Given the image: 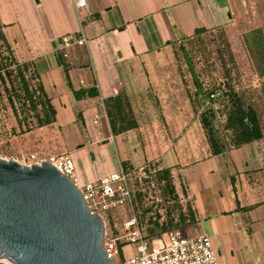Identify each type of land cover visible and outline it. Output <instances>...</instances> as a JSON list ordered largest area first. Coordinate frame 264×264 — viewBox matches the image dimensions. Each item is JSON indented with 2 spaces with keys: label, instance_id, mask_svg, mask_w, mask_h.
I'll return each instance as SVG.
<instances>
[{
  "label": "crops",
  "instance_id": "1",
  "mask_svg": "<svg viewBox=\"0 0 264 264\" xmlns=\"http://www.w3.org/2000/svg\"><path fill=\"white\" fill-rule=\"evenodd\" d=\"M87 2L91 13L79 19L71 0H0L1 33L15 59L30 62L39 74L56 110L53 124L61 130L68 120L83 126L92 115L102 129H96L97 141L88 138L87 144H124L126 158L112 167L121 168L124 161L127 167L169 168L176 189L186 183L183 201L189 199L194 208L195 233L210 236L221 264H247L245 255L254 251L264 255V136L213 154L199 121L177 122L163 105L148 69L149 55L173 41L197 29L229 25L231 0ZM64 34L85 38L66 57L72 87L96 89V95L76 99L68 88L57 56ZM116 95L128 99L137 121L135 128L118 134L124 135L119 143L109 131L104 104ZM140 149L145 160L132 165V153ZM91 160L97 179L103 171L94 155Z\"/></svg>",
  "mask_w": 264,
  "mask_h": 264
},
{
  "label": "rangeland",
  "instance_id": "2",
  "mask_svg": "<svg viewBox=\"0 0 264 264\" xmlns=\"http://www.w3.org/2000/svg\"><path fill=\"white\" fill-rule=\"evenodd\" d=\"M231 7L233 19L229 25L222 28V31L214 30L205 34L202 39L188 41L184 44L191 53L192 69L179 46H172L149 55L148 69L153 87L159 91L158 94L163 105L172 109L170 113L174 114L177 122L189 121L191 125H196L198 121L200 123V114L206 107L198 103L195 94L196 80L205 88L211 87L213 83H222V81L228 83L227 81H229L235 92L241 96L244 104H251L257 110L264 128V75L258 73L260 69H264V56L256 57L254 47L251 50L246 42V36L255 29L261 31L264 40V0H231ZM222 36L225 37L226 42ZM250 39L252 40V36L249 37ZM255 51H257L256 48ZM1 53L3 52L1 51ZM3 93L0 81V157L14 158L27 163L33 157L59 156L65 152L73 162L74 175L77 176L81 186L96 182L92 176V155L95 156V162L102 168V176L120 169L112 166L119 157L126 158L124 144L122 148L117 144L118 147H115L111 141L105 142L100 147L96 146V142L87 144L88 138L92 142L96 140L94 135L99 132L96 129L101 127V125L93 124L92 115L87 116L83 126L80 121L71 123L68 120L64 121L65 126L62 130L53 124L54 126L34 130L29 134H10L12 128L16 131H19L20 128ZM230 103L231 101L227 100L224 103L225 107L221 105L222 112L227 109ZM123 112L122 115L126 114L125 120L133 119L135 122L132 124L131 121V125H128L127 128H135L137 121L132 110L130 112L125 108ZM222 112L215 113L212 124L218 132L221 142L229 148L231 133L222 127L224 120ZM118 118L119 116H117L116 125L119 127L120 120ZM59 119L62 121L61 115ZM96 120L94 121L97 122ZM108 124L109 131L114 136L123 132L117 130L118 127L111 129L109 121ZM120 137L124 138V135H118L115 138L117 143H119ZM129 140L130 138L126 142L128 143ZM77 144H84V146L77 147ZM256 151L259 156L257 148ZM132 155L134 156L131 159L132 165L145 160L141 149L139 152H133ZM142 166L143 173L132 180L134 189L132 207L123 205L113 209L107 215L104 214L105 228L108 232L123 234L125 232L122 226L123 221L135 216L141 232L147 238L159 235L157 233L160 231V225L171 219L173 223H180L181 229L187 236L196 235L193 226V222L197 219L194 208L188 201L189 199L183 201L186 183L180 182L179 188H175L176 198L172 199L164 190L163 185L156 180L155 170L157 167L150 163ZM127 169L130 172L133 169L138 171L136 166H128ZM258 188L262 189L260 186ZM174 202L177 206L182 205L184 211H187L189 205L193 217L188 216L187 221L190 222V218H193V222L179 221L178 212L171 209V204ZM121 253L125 258L132 257L136 253L135 245L127 242L122 244ZM245 259L248 260L247 264L264 263V255L258 251L247 253Z\"/></svg>",
  "mask_w": 264,
  "mask_h": 264
},
{
  "label": "water",
  "instance_id": "3",
  "mask_svg": "<svg viewBox=\"0 0 264 264\" xmlns=\"http://www.w3.org/2000/svg\"><path fill=\"white\" fill-rule=\"evenodd\" d=\"M104 234L103 217L51 162L0 157V257L11 264H113Z\"/></svg>",
  "mask_w": 264,
  "mask_h": 264
},
{
  "label": "trees",
  "instance_id": "4",
  "mask_svg": "<svg viewBox=\"0 0 264 264\" xmlns=\"http://www.w3.org/2000/svg\"><path fill=\"white\" fill-rule=\"evenodd\" d=\"M222 28L224 27L215 26L204 30L197 29L192 34L173 41L171 47L179 46L181 48L184 57L187 58L189 66L192 69L191 53L185 48L184 44L188 41L192 42L197 39H202L205 34L214 30L218 29L222 31ZM250 36H252V40H249ZM222 39L226 42L224 36H222ZM0 40H2V43L0 44V53L1 51L3 52L0 57V81L2 84V92H4L3 94H5L4 96L6 97L8 105H10L16 116L18 127L20 128L19 131L12 128L10 134H29L34 130L53 126V123L56 121V110L43 87L39 74L30 62H19L15 59L10 46L6 43L1 33V30ZM246 42L251 50L252 47H254V55L256 57L264 56V40L259 29L251 31L246 36ZM255 48L257 51H255ZM57 56L58 62L62 66L67 86L76 99L97 94L96 89H74L70 82L68 74L69 65L66 58L63 57L61 53H58ZM11 65H14V67H11ZM258 73L264 75V69H260ZM227 82L228 83H225L224 81H222V83H213L211 87L205 88L196 80L197 88L195 94L198 103L201 106L206 107L200 114V123L206 132L213 154L220 153L224 148H227L224 143L221 142L218 132L212 124V119L215 113L222 112L221 105L225 107L226 104L224 103L227 100H230L231 103L227 109L222 112L224 113L222 127L224 130L231 133L229 141L230 147H239L264 136V128L261 124L257 110L251 104H244L241 96L235 92L230 82ZM104 104L111 129H113V127H118V125H116L117 116H119L118 119L120 120L117 130H127L128 125H131V121L132 124L135 123L133 119L125 120L124 117L126 114L122 115L125 108L131 112L130 103L125 96L116 95L115 97L108 98L104 100ZM152 165L156 166L154 164ZM121 166L124 169L128 168L127 163L124 161L121 162ZM155 177L156 180L163 185V188L166 190L169 197L175 199L176 191L170 169L167 167L157 168L155 170ZM171 209L178 212L177 215L180 218L179 221H187L188 216L193 217L189 205L187 206V211H184L182 205L177 206L174 202L171 204ZM190 222H193V218H190ZM175 228H181L180 223H173L171 219L170 221L168 220V222H165V224L162 223L160 225V231L157 234H162Z\"/></svg>",
  "mask_w": 264,
  "mask_h": 264
},
{
  "label": "built area",
  "instance_id": "5",
  "mask_svg": "<svg viewBox=\"0 0 264 264\" xmlns=\"http://www.w3.org/2000/svg\"><path fill=\"white\" fill-rule=\"evenodd\" d=\"M71 2L79 19H84L91 13L87 0ZM84 43V37L64 34L60 37L57 50L66 58L72 46ZM42 160H48L68 175L80 190L90 212L101 215L104 221V216L113 209L123 205L132 207V180L143 173V166L138 167V171L133 169L131 172L121 167L116 172L98 177L95 183L81 186L77 183L73 162L67 153L51 157H33L27 163H40ZM122 226L125 231L123 234L108 232L105 228L103 250L106 257L113 260V264H221L207 234L187 236L181 228H175L147 238L141 232L135 216L123 221ZM126 242L135 245L136 253L130 258H125L121 253V245Z\"/></svg>",
  "mask_w": 264,
  "mask_h": 264
},
{
  "label": "bare ground",
  "instance_id": "6",
  "mask_svg": "<svg viewBox=\"0 0 264 264\" xmlns=\"http://www.w3.org/2000/svg\"><path fill=\"white\" fill-rule=\"evenodd\" d=\"M0 261L4 262V263H7V264H11L9 259H7L6 257H0Z\"/></svg>",
  "mask_w": 264,
  "mask_h": 264
}]
</instances>
